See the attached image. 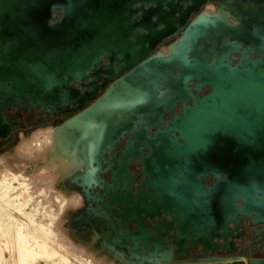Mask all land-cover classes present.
<instances>
[{
    "label": "water",
    "instance_id": "obj_1",
    "mask_svg": "<svg viewBox=\"0 0 264 264\" xmlns=\"http://www.w3.org/2000/svg\"><path fill=\"white\" fill-rule=\"evenodd\" d=\"M207 1L219 2L0 0L2 103L55 112L71 108L66 116L74 115L57 132L66 143L81 136L88 167L98 166L125 136L122 158L150 152L140 162L146 187L132 197H108L106 207L119 213L118 220L112 224L103 217L101 224L104 238L129 251L131 264H264V257H219L235 252L240 228L264 240V27L259 29L254 14L230 11L228 3L226 16L190 20ZM144 4L154 7L145 10ZM228 16L237 24H228ZM173 38L166 55L153 53ZM223 39L227 45L220 47ZM237 43L259 58L232 66L235 57L228 58ZM105 56L122 63L111 75L117 81L88 105L96 96L74 85ZM204 87L211 91L203 97L190 92ZM176 103L181 117L167 132L148 137ZM4 118L0 113L6 141L13 127ZM207 176L214 180L211 187L204 186ZM120 225L133 230L121 233ZM169 233L173 259L170 252L156 254L162 244L155 237ZM184 245L208 258L176 261Z\"/></svg>",
    "mask_w": 264,
    "mask_h": 264
},
{
    "label": "flooded vegetation",
    "instance_id": "obj_2",
    "mask_svg": "<svg viewBox=\"0 0 264 264\" xmlns=\"http://www.w3.org/2000/svg\"><path fill=\"white\" fill-rule=\"evenodd\" d=\"M224 3L231 4V6L228 7L230 11L243 14H254L257 16L256 24L259 25V29L264 27V0H219L217 3L207 1L199 7L198 13L192 16L190 20H193L200 14H207L211 16L218 14L220 16H226L225 12H227V9ZM151 7L153 8L154 5H143L145 10H148ZM219 8H222L221 12H218ZM161 10L165 12L168 11L165 6H162ZM225 19L230 25L237 24V22L232 20L229 16ZM157 27L160 28L159 25ZM254 32H256V30H254ZM176 40L177 38H173L158 45L153 53L160 52L162 49L167 50V47ZM226 45L227 40L223 39L220 47ZM236 46H239V48L236 49V53L233 54L231 52L228 58L230 59L232 56L235 57V60H231L232 66L243 65L247 60H256L260 56L256 53H250L248 48L243 46L241 43H237ZM242 58H245V60ZM121 65L122 63H119L116 59H109L105 56L101 62L94 67V71L90 72V75L86 78L81 79V81L75 84L74 87H76L80 93L90 95L94 94L96 96L95 100L88 103V105H90L98 100L101 95L117 81V78H111V75L117 72ZM124 75H126V73ZM1 90L2 88H0V113L5 117L4 122H6L8 126L13 127V130L11 131V134H9L6 141H3L0 137V151L15 141L19 134H25L28 131L40 126H52L57 128L74 115L73 113H70L69 116H66V113L70 112L71 108H63L62 110L55 112L50 107L44 109L40 106H36L34 109H30L27 105H22L20 103H2L3 96L1 95ZM210 91L211 90L208 87H204L199 93L190 92L195 96L203 97L209 94ZM186 105L191 106L192 103L187 101ZM182 110L183 108L180 104H174L168 112H164L160 115V125L152 130H148L147 136L152 138L154 133L157 131L167 132L168 129L171 128L170 122L174 120L175 116L181 117ZM163 136L173 140L177 137V134L165 133ZM127 138L128 136H125L123 140L121 139L120 144H116L110 150H106L105 154L102 155L98 166L93 163L91 167H88V165L83 161V157L86 152L82 149V146L86 145V142H80L78 146L75 145V140L73 141L74 144L73 142L65 143L68 146L67 148L74 152V154L80 159V161L77 160V168L72 169L74 171L70 174L69 180L67 181L68 187L75 191V193H77L80 197L79 204L75 209H73L70 222L79 230L81 229V231L88 232L90 234L89 236L95 234L97 237L96 241L105 251L118 252V255H121L119 254V251H121V253L124 254V259L129 261L131 256L129 251L126 248L118 247L117 245L112 244L109 238H104L101 231V224L105 221L103 220V217H106L108 222L112 224L116 223L118 220L119 213L106 207L108 197L113 198L118 195L132 197L135 195L137 190L142 191L146 187L144 182L147 181V178L143 175L140 162L143 157H147L150 152L145 148L141 149L137 156L133 159H129L127 157L122 158L121 151L125 147V140ZM172 146L173 145H170L171 151ZM219 152L222 155L225 153L224 150H219ZM213 182V178L211 176H207L204 181V186L211 187ZM85 190L87 191V194H85ZM146 223H149V220H146ZM119 230L121 233L123 230L132 231L133 227L120 225ZM234 235L237 236V239L233 240V250L235 252L233 254L222 253L219 257H237L239 259L264 257L261 255L264 249L263 239H252L251 236H248L246 228H240L234 233ZM154 240L159 241L162 244V248L156 254L165 253L164 255L167 256V252H170L172 259L174 258L173 255L176 249L171 245V233H169L168 237L157 236ZM184 248L185 249L181 250L182 253L176 261L188 263V261L190 262L191 260H203L208 258V256H198L200 251L199 249H190L188 245H184ZM146 253H150V251L146 250ZM143 264L148 263L144 262Z\"/></svg>",
    "mask_w": 264,
    "mask_h": 264
},
{
    "label": "rangeland",
    "instance_id": "obj_3",
    "mask_svg": "<svg viewBox=\"0 0 264 264\" xmlns=\"http://www.w3.org/2000/svg\"><path fill=\"white\" fill-rule=\"evenodd\" d=\"M56 132L36 127L0 151V264H131L70 222L80 197L67 181L77 160ZM30 244L43 253L19 261L17 252Z\"/></svg>",
    "mask_w": 264,
    "mask_h": 264
},
{
    "label": "bare ground",
    "instance_id": "obj_4",
    "mask_svg": "<svg viewBox=\"0 0 264 264\" xmlns=\"http://www.w3.org/2000/svg\"><path fill=\"white\" fill-rule=\"evenodd\" d=\"M57 133V132H56ZM58 134V133H57ZM60 135H59V137H60V140H61V144H62V146L65 148V150L67 151V153L68 154H70V152H69V150H68V148H67V145H66V141L64 140V137H65V135H62L61 133H59ZM55 135V134H54ZM55 137V136H54ZM47 138V137H46ZM75 141H76V146H78L79 144H80V142H81V136L79 135V134H75ZM33 140H34V138H33ZM37 140H38V138H37ZM37 140H35V141H37ZM45 140V139H44ZM46 141V140H45ZM33 143V142H32ZM37 144V142H34L33 144ZM46 143V142H45ZM38 144H39V142H38ZM63 155V154H62ZM66 155V154H65ZM64 155V156H65ZM67 156V155H66ZM72 157H73V159L75 158L76 160H78V161H80V159H79V157L78 156H73V155H71ZM69 159H70V157H69ZM62 160V159H61ZM66 160V159H65ZM72 161V160H71ZM65 163V162H64ZM63 165V164H62ZM62 167V166H61ZM6 178V177H5ZM1 181H3V180H1ZM4 181H6V180H4ZM74 201V200H73ZM26 243H29V242H26ZM32 245L33 244H30V248H29V246H28V248H25L24 250L23 249H21V250H19L18 252H17V256L19 257V261H23L24 260V258H25V255H24V253H26V254H42L43 252H42V250L41 249H35V248H37V247H33V248H31L32 247ZM35 255V256H36ZM31 257H32V255H31ZM33 258V257H32ZM35 258V257H34ZM33 260V259H32ZM25 261V260H24ZM31 261V260H30ZM65 263H67V262H65Z\"/></svg>",
    "mask_w": 264,
    "mask_h": 264
},
{
    "label": "crops",
    "instance_id": "obj_5",
    "mask_svg": "<svg viewBox=\"0 0 264 264\" xmlns=\"http://www.w3.org/2000/svg\"><path fill=\"white\" fill-rule=\"evenodd\" d=\"M166 52H167V51H166ZM166 52H165V53L160 52V53L163 54V55H166ZM93 236L96 237L95 234H93ZM94 237H90V236L88 235V236L86 237V239L88 238L87 240L92 239V240L94 241V240L97 239V237H96L95 239H94ZM84 238H85V237H84Z\"/></svg>",
    "mask_w": 264,
    "mask_h": 264
}]
</instances>
